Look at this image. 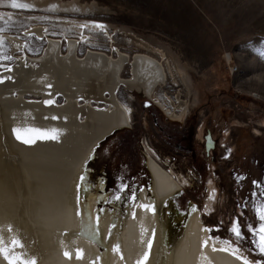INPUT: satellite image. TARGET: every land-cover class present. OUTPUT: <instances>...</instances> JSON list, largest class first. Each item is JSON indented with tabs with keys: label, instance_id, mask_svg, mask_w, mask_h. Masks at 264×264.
Listing matches in <instances>:
<instances>
[{
	"label": "rangeland",
	"instance_id": "rangeland-1",
	"mask_svg": "<svg viewBox=\"0 0 264 264\" xmlns=\"http://www.w3.org/2000/svg\"><path fill=\"white\" fill-rule=\"evenodd\" d=\"M76 1L80 6L15 0L27 6L14 8L13 0H0V13L4 14L0 16V35L12 34L24 42L14 51L7 39H1L0 69L15 64L24 52L39 56L48 45L47 36L61 39V51L65 52L63 33L68 31L67 36L77 38L81 31L78 24H64L63 17L107 25L109 32L99 30V35L79 40L80 57L88 49L115 57L120 49L130 58L134 52H146L161 59L162 52L167 69L165 82L156 87L158 98L128 91L123 85L116 89L129 109L131 125L105 136L84 161L79 173L81 221L76 235L85 234L83 227L89 225L90 237L100 247L103 260L118 259L126 223L145 209L141 205L148 204L145 210L155 237L157 264L163 263L170 258L166 234L170 243L178 239L193 207L202 212L206 237L234 245L264 264V253L254 243L259 235L254 230L264 223L258 212L264 210V0ZM34 24L45 26L46 38L27 33ZM94 30L87 25L84 29ZM174 56L189 73L196 92L195 98L191 95L189 99V111L179 120L171 117L169 107L177 96L185 100L188 90L169 73L167 62ZM130 64L129 60L124 63L122 76L131 75ZM30 95L27 98H36ZM64 99L61 93L56 95L58 103ZM79 101L85 103L82 97ZM91 103L106 106L102 100ZM206 133L217 137L213 155L207 152ZM147 152L186 178L168 199L169 232L162 217L168 206L152 201ZM211 184L217 194L207 211ZM104 192L107 199L101 202ZM234 226L239 228V238L232 231Z\"/></svg>",
	"mask_w": 264,
	"mask_h": 264
},
{
	"label": "bare ground",
	"instance_id": "bare-ground-1",
	"mask_svg": "<svg viewBox=\"0 0 264 264\" xmlns=\"http://www.w3.org/2000/svg\"><path fill=\"white\" fill-rule=\"evenodd\" d=\"M33 1L48 6L49 3L65 4L62 0ZM67 3L73 5L78 1ZM61 19L68 26L78 24L81 31L77 38L63 31L65 52L61 51V39L47 36L48 45L39 56L30 57L24 52L15 64L0 69V247L6 246L10 257H21L16 264L33 257L37 264H137L145 251L149 252V258L144 264H157L155 237L145 209L126 223L119 258L111 262L106 263L101 257L100 247L90 237L89 225L83 227L85 234L76 235V230L81 221L78 184L84 161L105 136L131 125L129 109L119 99L116 89L123 85L128 91L138 90L146 96L156 94L158 98L160 93L156 87L167 77L162 60L165 53L158 52L161 59L146 52H134L130 58L120 49H116V57L88 49L80 57L79 40H89V35H99V30L109 32L107 25L96 20ZM86 25L95 30L84 31ZM30 32L46 38L45 26L40 24L31 25L27 33ZM108 37L111 41L112 36ZM2 38L12 44L14 51L24 43L12 34L0 35V41ZM128 60L132 73L125 77L120 72ZM171 61L168 59L167 67L172 79L175 83L180 81L188 90L185 100L177 96L169 107L171 117L179 120L189 111V99L191 95L195 98L196 92L180 59L174 56ZM58 93L64 96L63 103L56 100ZM28 94L36 98H27ZM79 97L85 103H80ZM92 100H102L106 106L93 105ZM196 102L197 96L193 106ZM14 129L20 130L22 139H17ZM52 129L59 131L57 140L36 139L35 143H24L40 132L51 134ZM147 166L153 180L152 201L168 206L162 215L167 226L171 212L169 196L185 184L186 178L163 166L150 152H147ZM216 194L217 188L211 184L207 211L212 209ZM100 196L101 202L107 199L105 192ZM166 228L169 232V226ZM207 232L201 210L192 207L178 239L170 243L169 233L166 234L170 258L158 264H245V260L260 264L234 245L206 237ZM13 239L22 247L14 246ZM157 239L159 243L161 238ZM147 240L152 242L151 249L145 244ZM65 251H71L72 258L65 256ZM0 264H9L3 254H0Z\"/></svg>",
	"mask_w": 264,
	"mask_h": 264
},
{
	"label": "snow or ice",
	"instance_id": "snow-or-ice-1",
	"mask_svg": "<svg viewBox=\"0 0 264 264\" xmlns=\"http://www.w3.org/2000/svg\"><path fill=\"white\" fill-rule=\"evenodd\" d=\"M26 6L27 5L16 3L15 0H13L12 7H14V8L26 7ZM49 87H51V85H49ZM46 103H52V101H47ZM53 118L55 119V117H53ZM14 131L17 134V139H22V137L19 134L20 130L19 129H14ZM50 133L51 134H49V132H40V134L38 136H36L34 139H26V140H24V143L32 144V143H35L36 139H40V140H57L59 138V131L58 130L52 129V130H50ZM81 179H82V177H81ZM117 199H119V197H117ZM141 206L144 207L145 209H149V205L148 204H143ZM258 212L260 213V220L264 221V210H259L258 209ZM249 227H251V226H249ZM9 230H11L10 227H9ZM232 231L235 233V235L238 238L240 237V231H239L238 226H234ZM254 232H258L259 233L258 238H257L256 241H254V243L256 244V247L258 248V250L261 253H264V223H261L259 228L254 230ZM0 243H2V240H0ZM11 243L14 246H21L22 247V245H20L19 241L16 240V239H13ZM204 243L207 244V241H204ZM145 244H146L148 249H151V247H152L151 240L145 241ZM221 250H225V249H221ZM0 254H3L4 258L9 261V264H16L17 260H21V257H19V256L10 257L9 254H8V249H7L6 246L0 247ZM64 255L69 257V258H72L71 251H65ZM148 258H149V252L145 251L142 260L137 261V264H144V261H147ZM21 264H37V261H36V258L33 257V258H30V259H23ZM245 264H249V262L247 260H245Z\"/></svg>",
	"mask_w": 264,
	"mask_h": 264
},
{
	"label": "flooded vegetation",
	"instance_id": "flooded-vegetation-1",
	"mask_svg": "<svg viewBox=\"0 0 264 264\" xmlns=\"http://www.w3.org/2000/svg\"><path fill=\"white\" fill-rule=\"evenodd\" d=\"M191 135H193V131L191 132ZM200 135H202V130H201ZM205 137L206 138H204V139L206 141L207 152H209L210 155H213V153L215 152V149H216L217 137L214 138V137H212V135L207 134V133H206Z\"/></svg>",
	"mask_w": 264,
	"mask_h": 264
},
{
	"label": "water",
	"instance_id": "water-1",
	"mask_svg": "<svg viewBox=\"0 0 264 264\" xmlns=\"http://www.w3.org/2000/svg\"><path fill=\"white\" fill-rule=\"evenodd\" d=\"M141 92V91H140ZM142 94H143V92H141ZM147 169H148V166H147ZM148 171H149V174H150V178H151V172H150V170L148 169ZM151 184H152V179L150 180V186H151ZM140 192V191H139ZM139 196V193L136 195V198Z\"/></svg>",
	"mask_w": 264,
	"mask_h": 264
}]
</instances>
